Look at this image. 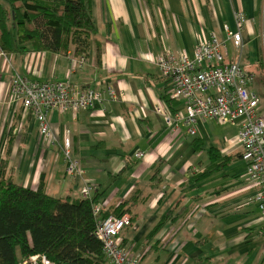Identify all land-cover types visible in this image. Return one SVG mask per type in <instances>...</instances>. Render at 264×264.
<instances>
[{
  "label": "crops",
  "instance_id": "obj_1",
  "mask_svg": "<svg viewBox=\"0 0 264 264\" xmlns=\"http://www.w3.org/2000/svg\"><path fill=\"white\" fill-rule=\"evenodd\" d=\"M91 9L96 32L82 53L85 64L72 73L71 59L82 55L74 45L61 54L35 51L28 42L0 54V157L8 160L7 175L31 189L43 183L57 198H82L88 183L103 216L128 209L132 225L120 238L140 264H264V221L253 200L258 186L241 157L238 127L205 118L190 135L184 120L168 119L175 110L184 116V102L171 98L173 85L156 62L164 52L192 56L209 33L225 39L226 26L237 30L241 10L247 16L242 64L254 75L250 87L264 116V0H91ZM239 53L229 41L226 61ZM15 74L70 80L76 89L112 87L116 98L93 111H51L58 140L52 145L13 100ZM65 131L82 170L77 177L66 173ZM214 147L232 160L192 181L210 164Z\"/></svg>",
  "mask_w": 264,
  "mask_h": 264
},
{
  "label": "built area",
  "instance_id": "obj_2",
  "mask_svg": "<svg viewBox=\"0 0 264 264\" xmlns=\"http://www.w3.org/2000/svg\"><path fill=\"white\" fill-rule=\"evenodd\" d=\"M235 19L237 30L230 31L226 26L225 39L221 40L216 34L209 33L205 41L195 46L192 56L164 52L156 62L162 76L173 85L171 98L184 102V116L181 111H176L168 119L184 120L190 135H196L199 122L205 118H214L222 124L238 127L241 157L247 164L249 179L258 186L253 200L258 202L264 221V116L259 113V96L250 87L254 75L242 64V31L247 16L243 11L237 10ZM229 41L240 52L238 59L230 62L226 61ZM2 53L4 52L0 47V54ZM85 62L83 54L73 57L71 73ZM11 93L13 100L20 102L25 110L32 113L42 136L52 145L58 140L49 120L51 111H93L107 97L116 98L112 87L102 89L88 86L76 89L72 87L70 80H33L20 74H15L13 78ZM61 147L66 173L72 177L80 176L82 170L79 159L72 152L70 131L64 132ZM135 155L141 158L144 153L139 151ZM93 190L94 187L86 183L81 188L82 198L91 199ZM102 210L99 203L93 205V213L97 219L96 235L103 242L108 264H140V256L131 254L120 238L122 230L132 225L131 217L127 214L121 217H104ZM20 264L50 263L45 255L34 254Z\"/></svg>",
  "mask_w": 264,
  "mask_h": 264
},
{
  "label": "trees",
  "instance_id": "obj_3",
  "mask_svg": "<svg viewBox=\"0 0 264 264\" xmlns=\"http://www.w3.org/2000/svg\"><path fill=\"white\" fill-rule=\"evenodd\" d=\"M95 32L91 0L0 1L3 52L30 42L35 51L66 54L74 45L76 53L82 54L89 50ZM209 154L210 164L192 181L232 160L215 147ZM8 169V160L0 157V264H20L34 254L45 255L50 264H108L103 242L96 235V196L53 197L43 183L37 189L16 183L7 175ZM127 210L117 207L104 217H121Z\"/></svg>",
  "mask_w": 264,
  "mask_h": 264
},
{
  "label": "rangeland",
  "instance_id": "obj_4",
  "mask_svg": "<svg viewBox=\"0 0 264 264\" xmlns=\"http://www.w3.org/2000/svg\"><path fill=\"white\" fill-rule=\"evenodd\" d=\"M222 127V126H221Z\"/></svg>",
  "mask_w": 264,
  "mask_h": 264
}]
</instances>
